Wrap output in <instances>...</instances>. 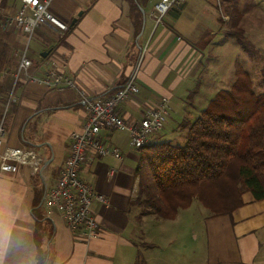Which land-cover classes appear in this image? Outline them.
<instances>
[{"label": "crops", "instance_id": "crops-1", "mask_svg": "<svg viewBox=\"0 0 264 264\" xmlns=\"http://www.w3.org/2000/svg\"><path fill=\"white\" fill-rule=\"evenodd\" d=\"M157 1H53L52 11L69 29L35 30L28 50L30 72L43 76L55 69L70 76L76 87L50 88L24 76L16 80L19 51L27 37L21 29L4 33V104L11 97L5 145L33 151L37 163L21 164L16 172L0 171V264H264V199L246 200L243 194L244 204L231 214L217 215L204 206L209 213L203 221L189 211L194 201L175 219L143 212L136 171L140 150L126 130L101 133L105 145L116 148L121 158L89 149L81 167V178L109 199L93 206L100 223L97 238L87 244L81 232L70 231L60 213H50L44 201L63 169L71 133L81 130L87 117L80 92L111 96L133 73L142 48L147 50L137 78L140 92L120 111L127 122L136 123L167 96L170 113L151 140L185 143L186 125L198 115L176 116L175 102L193 84L208 47L202 43L199 49L195 38L208 0H183L180 10H171L159 22L153 9ZM7 2L19 5L17 0Z\"/></svg>", "mask_w": 264, "mask_h": 264}, {"label": "built area", "instance_id": "built-area-1", "mask_svg": "<svg viewBox=\"0 0 264 264\" xmlns=\"http://www.w3.org/2000/svg\"><path fill=\"white\" fill-rule=\"evenodd\" d=\"M8 0H0V28L4 32L21 29L26 34V43L20 52V61L16 80L21 76L27 80L47 85L48 87H76L73 79L55 69H47L43 76L30 72L33 65L28 56L29 43L35 30L40 26L50 27L58 32H65L69 24L57 16L51 9L54 0H17L14 8ZM183 0H159L153 5L155 18L159 22L173 9H181ZM137 65L126 83L109 97H90L81 91V97L87 117L81 130L71 133L69 152L66 155L63 169L56 184L51 187L44 201L49 212L60 213L66 227L72 232H81L84 241L89 244L100 234V223L93 212L95 203L108 204V197L97 191L93 185L81 178L80 171L86 162L89 149L100 155H114L121 158L116 148L105 145L103 130H126L131 143L137 149L147 145L152 136L161 131L171 110V101L163 96L156 107L148 109L136 123H129L123 117L120 107L129 98L140 92L137 83L143 54L147 48L141 49ZM10 99L4 104L0 118V171L16 172L21 164L36 165L37 155L33 151L5 145V120L9 111Z\"/></svg>", "mask_w": 264, "mask_h": 264}, {"label": "trees", "instance_id": "trees-1", "mask_svg": "<svg viewBox=\"0 0 264 264\" xmlns=\"http://www.w3.org/2000/svg\"><path fill=\"white\" fill-rule=\"evenodd\" d=\"M3 36L0 34V74L7 53ZM239 42L246 45L243 37ZM3 108L0 87V118ZM210 108L186 125L184 144L151 140L139 149L136 171L143 212L175 219L198 198L214 214H231L244 204L245 191L257 200L264 199V95L257 97L256 107L243 119Z\"/></svg>", "mask_w": 264, "mask_h": 264}, {"label": "rangeland", "instance_id": "rangeland-1", "mask_svg": "<svg viewBox=\"0 0 264 264\" xmlns=\"http://www.w3.org/2000/svg\"><path fill=\"white\" fill-rule=\"evenodd\" d=\"M206 4L195 38L199 49L202 43L208 47L193 84L175 102L176 116L189 119L211 106L210 110L229 118H246L256 107L257 97L264 95V0H208ZM241 37L246 45L239 42ZM252 196L244 192L246 200ZM193 205L189 211L203 221L209 211L198 198Z\"/></svg>", "mask_w": 264, "mask_h": 264}]
</instances>
